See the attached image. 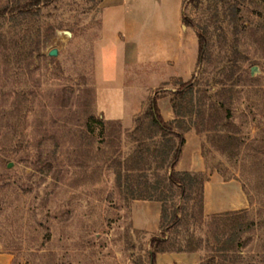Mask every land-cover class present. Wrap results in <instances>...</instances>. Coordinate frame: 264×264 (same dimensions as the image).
<instances>
[{
  "label": "rangeland",
  "instance_id": "374dc122",
  "mask_svg": "<svg viewBox=\"0 0 264 264\" xmlns=\"http://www.w3.org/2000/svg\"><path fill=\"white\" fill-rule=\"evenodd\" d=\"M30 1L0 0V255L10 264H150L152 236L132 228V198L112 164L132 129L100 123L95 105L98 0ZM200 1L195 15L193 3L185 13L206 30L208 51L176 116L203 135L208 166L238 178L250 202L229 217L231 249L208 264H264V0ZM17 6L24 12L11 11ZM181 83L155 94L170 99ZM231 134L240 144L225 141ZM198 189L181 199L160 188L163 227L175 246L202 238L205 261L204 240L221 230L210 216L198 221Z\"/></svg>",
  "mask_w": 264,
  "mask_h": 264
},
{
  "label": "crops",
  "instance_id": "0c3cea01",
  "mask_svg": "<svg viewBox=\"0 0 264 264\" xmlns=\"http://www.w3.org/2000/svg\"><path fill=\"white\" fill-rule=\"evenodd\" d=\"M185 0H101L97 37L91 46L95 105L107 122L133 129L135 118L155 92L170 80L189 81L197 70V37L182 22ZM164 87V86H163ZM164 89H167L164 87ZM165 121L179 117L169 98L158 97ZM174 166L176 172L207 175L202 185L203 219L212 215L246 211L250 202L238 178L224 179L208 166L204 137L188 129ZM133 229L155 236L161 231L160 201L132 199L128 205ZM0 255V264H10ZM195 252L166 251L155 256V264H200Z\"/></svg>",
  "mask_w": 264,
  "mask_h": 264
},
{
  "label": "trees",
  "instance_id": "16d2710c",
  "mask_svg": "<svg viewBox=\"0 0 264 264\" xmlns=\"http://www.w3.org/2000/svg\"><path fill=\"white\" fill-rule=\"evenodd\" d=\"M48 1L50 0H31L27 5H45ZM100 1L101 0H98L97 4ZM216 1L224 2L225 0ZM200 2V0H185L181 14L183 24L188 28H193L197 37V68L201 67L202 63L206 60V53L208 51L207 32L204 28L196 26L193 19L186 15L185 10L189 3H193V15H195L196 8ZM25 7L26 6H17L11 9V11L16 10L22 13L24 12L23 9H25ZM4 11L5 9L0 10V14H4ZM195 77L196 74H194L189 81L181 83L178 89L171 93L172 95L169 101L177 116H179L177 111V100L182 98L185 92L192 91ZM158 97L157 94H154L145 111L135 118L134 128L129 131L130 140L128 143L130 145L125 151H120L112 163L115 166L114 173L119 180L122 179V176L125 178L126 192L132 199H149L161 202V231L159 235L152 236L150 239V264H155V256L159 252H195L202 249L199 244L203 241L202 238H199L195 242L192 234L187 235L186 241H184V246L181 244L175 246L176 243L169 242L166 237V232L169 230V226L163 227L167 215L164 205L165 197L160 188H166V190L169 191H174L176 188L178 196L183 199L188 191L194 187H199L198 191L200 193V199L198 221L201 224L203 220L202 185L207 178V175L204 173L174 171V166L179 158L181 146L184 141L183 132L188 130V128H182L178 119H175L174 121L163 120L157 106ZM218 103L222 106V103ZM105 122L107 121H100L102 124ZM225 139V141L233 140L238 142L236 135L232 134L226 136ZM225 150V153L231 152V149L228 150L225 148ZM229 154L230 153L227 155ZM203 155L205 158L207 157L206 151H203ZM150 177L153 180L149 183ZM177 214L178 209L174 210L172 213V222L170 226H175L180 221ZM230 215L231 213H224L209 217L210 221H216L215 225L221 231L219 233H214L212 239L204 240L206 249L210 250L211 254L205 261L202 260L200 264H208L209 262H212L218 254H224V252L231 249L229 243L232 234L224 232L225 229L236 224V221L229 219ZM209 225L211 226L212 223L209 222Z\"/></svg>",
  "mask_w": 264,
  "mask_h": 264
},
{
  "label": "water",
  "instance_id": "95a60500",
  "mask_svg": "<svg viewBox=\"0 0 264 264\" xmlns=\"http://www.w3.org/2000/svg\"><path fill=\"white\" fill-rule=\"evenodd\" d=\"M57 52H58L57 49L53 48V49L48 51V56H56ZM8 167H10V165H8Z\"/></svg>",
  "mask_w": 264,
  "mask_h": 264
}]
</instances>
